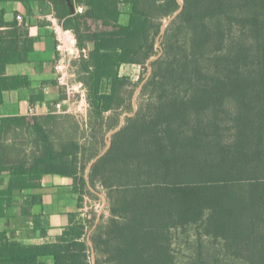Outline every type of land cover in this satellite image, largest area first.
<instances>
[{
    "label": "trees",
    "instance_id": "trees-1",
    "mask_svg": "<svg viewBox=\"0 0 264 264\" xmlns=\"http://www.w3.org/2000/svg\"><path fill=\"white\" fill-rule=\"evenodd\" d=\"M48 1L77 47L92 46L74 62L86 89L87 131L79 136L74 119L72 131H59L66 115L47 116L43 127L35 121V155L27 169L12 167L11 188L60 175L73 179L82 202L78 184L86 186L82 174L97 156L100 123L123 104L128 78L119 69L147 63L160 20L179 6L176 0H73L87 11L71 16L65 0ZM182 1L142 89L150 99L126 119L89 173L91 186L104 189L111 215L91 242L97 253L103 248L107 264H175L174 232L192 229L197 239L219 243V256L264 264V0ZM121 3L130 8L126 25L119 24ZM90 21L108 30L93 31ZM3 44L0 38V74L15 61L11 45ZM87 235L81 222L42 246L0 236V264H39L41 256L88 264Z\"/></svg>",
    "mask_w": 264,
    "mask_h": 264
},
{
    "label": "crops",
    "instance_id": "crops-1",
    "mask_svg": "<svg viewBox=\"0 0 264 264\" xmlns=\"http://www.w3.org/2000/svg\"><path fill=\"white\" fill-rule=\"evenodd\" d=\"M71 1L75 8L82 6L85 14V5ZM0 10L4 22L0 38L4 46L11 45L9 55L15 60L5 64L0 74V166L4 168L0 172V236L9 244L42 246L56 243L65 229L86 219L72 178L48 174L11 188L12 167L22 164L27 169L35 155L31 122L43 127L47 116L58 114L57 105L66 108L64 88L55 72L56 31L62 25L48 0L2 1ZM119 10V24L126 25L129 5L121 3ZM123 11L128 12L126 17ZM89 26L98 28L93 31L108 30L94 21ZM30 110L34 116H29ZM37 263L54 264V260L41 256Z\"/></svg>",
    "mask_w": 264,
    "mask_h": 264
},
{
    "label": "rangeland",
    "instance_id": "rangeland-1",
    "mask_svg": "<svg viewBox=\"0 0 264 264\" xmlns=\"http://www.w3.org/2000/svg\"><path fill=\"white\" fill-rule=\"evenodd\" d=\"M176 2H177V5L179 6L177 0ZM179 2H181L183 5L182 0H179ZM123 12H124V17H126L128 12L127 11H123ZM174 13H172L171 15H173ZM171 15L160 20L161 25L164 24ZM176 18L171 23H173L176 20ZM171 23H169L166 26V29L169 27ZM90 28L92 30L98 29L95 26H91ZM166 29H165V32H166ZM60 34L62 38L64 39L63 41L64 46L62 49L65 52H62L61 54V57L63 58L61 74H63L62 82L65 84L63 88H64L67 104H66L65 112L59 113L56 115H60V116L66 115V116H69V119H66L64 123L60 125L59 131H62L65 133L67 131H72V121L75 120L80 124V129L79 131H77L80 136L82 131H87V127L85 126V124L87 122L89 107L86 101V89L83 83L79 80L77 66L75 65L74 62L77 61L80 58V56L83 54L81 53V50L77 47L78 40L72 32L69 31V33L63 34L60 31ZM159 37H161L160 38V46H161L165 38V33L161 36L158 35L157 40L159 39ZM73 38L75 41L74 43H72ZM91 48L92 46L89 44L88 48L86 49V53ZM154 52L155 54L152 57H150V59L155 57L158 53V49L156 48V46H155ZM151 72H152V68H151ZM147 73H148L147 63L143 66L122 65L120 67L119 75L121 77L128 78V82L123 85L122 91H121V95L123 98V104L120 106V108L117 111L104 114V119L102 120L103 123H100L103 125L101 128L102 132L101 133L97 132L98 144L95 145V149L97 150L96 155L101 153L106 148V135L119 125L120 119L124 118V122L121 126L122 128L125 125L126 119L130 118V117H127L126 115L133 113L132 98L136 90L138 89L139 85L144 82V79L146 78ZM143 86L136 97V112L138 110L139 104H143L150 99L149 93H144V95L142 94ZM31 123L32 125H34L33 122ZM108 125H113V126L115 125V127H113L111 130H107L106 127ZM88 132H86L87 135H88ZM83 175H84V172L82 176ZM78 187L79 189H81L83 196L85 197V199H82V203H83L84 208L86 209L85 226H86V234H88L92 230L100 212H101V216H100L97 226L99 224L105 223L111 217V215H110V212L108 211V202L106 206L103 207L104 205L103 199L100 196L91 193L87 189V187L84 185L82 186V184L81 185L78 184ZM93 188L98 193L106 197V193L99 183H96L95 187ZM93 231L91 232V234L93 233ZM91 234H90V237H91ZM102 240L105 243L107 238L104 236ZM90 241H91V238H90ZM218 245L219 243L212 244L211 241L207 238L197 239L196 232L192 229H188L186 230V232H183V233L179 231L174 232L172 250L175 256V264H242V262L239 260H232V259L219 256L218 255ZM86 246L88 248V251H87L88 264H92L91 250L88 244H86ZM101 249H102L101 252L97 253L95 251L96 262L98 264H107L106 254L103 253V248Z\"/></svg>",
    "mask_w": 264,
    "mask_h": 264
},
{
    "label": "water",
    "instance_id": "water-1",
    "mask_svg": "<svg viewBox=\"0 0 264 264\" xmlns=\"http://www.w3.org/2000/svg\"><path fill=\"white\" fill-rule=\"evenodd\" d=\"M178 1V4H179V9L173 14L171 15L167 20L166 22L161 26V29H160V36L163 35L165 33V29H166V26L171 23L182 11V3ZM66 2V5L68 7V13L69 15L71 16H74L75 15V7H74V4L71 0H65ZM160 38L157 40L156 42V48L158 49V53L155 57L149 59L147 61V70H148V73H147V76L146 78L144 79V82L141 83L138 87V89L136 90L133 98H132V107H133V113L131 114H127L126 116L127 117H133L135 112H136V97H137V94L139 93V91L141 90L143 84L149 79V77L151 76V66L150 64L152 62H155L156 60H158L162 54H163V49L162 47L160 46ZM124 122V118H121L120 119V122H119V125L118 127H116L115 129H113L112 131H110L107 135H106V148L101 152L99 153L97 156H95L90 162L89 164L87 165L86 167V170H85V173H84V179H85V183H86V186H87V189L95 194V195H98L100 196L102 199H103V207L106 206L107 204V198L103 195H101L100 193H98L90 184L89 182V173L91 171V168L93 167V165L101 158L105 155V153L109 150L110 146H111V136L114 135L115 133H117L120 129H121V126ZM100 216H101V212L99 213L97 219H96V222L92 228V230L88 233L87 237H86V241H87V244L89 245L90 247V250H91V257H92V264H96V254H95V250H94V247L90 241V234L91 232L96 228L97 224H98V221L100 219Z\"/></svg>",
    "mask_w": 264,
    "mask_h": 264
},
{
    "label": "built area",
    "instance_id": "built-area-1",
    "mask_svg": "<svg viewBox=\"0 0 264 264\" xmlns=\"http://www.w3.org/2000/svg\"><path fill=\"white\" fill-rule=\"evenodd\" d=\"M75 14L76 15H83L84 14V8L82 6H78L75 8ZM21 18L20 17H17V20H20ZM60 31L63 33V34H67L69 33V31H66L63 29V27L61 26L60 29H58V31H56V37H57V42H58V45H57V51H58V59H57V63L55 65V72L58 74V83L63 87L65 86V84L62 82L63 81V74L62 73V64H63V58L61 57V54L62 52H65L62 48L64 46V39L62 38L61 34H60ZM71 32V31H70ZM74 38L72 39V43H74ZM81 53L83 55H86V50H82ZM66 110V108H63L61 105H57L56 106V111L57 113H64ZM29 116H34L32 110H30L29 112Z\"/></svg>",
    "mask_w": 264,
    "mask_h": 264
}]
</instances>
